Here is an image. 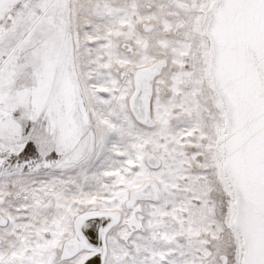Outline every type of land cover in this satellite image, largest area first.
Here are the masks:
<instances>
[{"label":"snow or ice","instance_id":"6c2138e0","mask_svg":"<svg viewBox=\"0 0 264 264\" xmlns=\"http://www.w3.org/2000/svg\"><path fill=\"white\" fill-rule=\"evenodd\" d=\"M0 264H264V0H0Z\"/></svg>","mask_w":264,"mask_h":264}]
</instances>
